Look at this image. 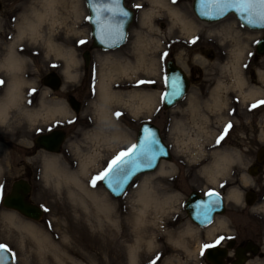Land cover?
<instances>
[{
	"label": "rangeland",
	"instance_id": "rangeland-1",
	"mask_svg": "<svg viewBox=\"0 0 264 264\" xmlns=\"http://www.w3.org/2000/svg\"><path fill=\"white\" fill-rule=\"evenodd\" d=\"M37 1L29 0V10L25 12L28 16H21L23 22L28 17L38 23L33 13L43 12V9ZM125 1L136 12L127 42L120 49L101 51L92 47V31L87 19L90 15L85 0H60L55 5L56 13L39 21L38 36L29 35L35 48L33 85L41 100L53 97L57 94L48 90L42 79L48 74H58L63 78L61 94L66 92L68 98L75 97L83 103L79 114L69 104L67 108L70 111L66 116L71 131L66 152L58 158L67 170L79 171L81 162L93 156L97 158L94 165H90L88 172L81 175L84 181H91L107 168L116 154L136 143L142 124L153 123L160 129L172 153L171 161L161 163L165 165L167 173L158 175L155 171L139 176L119 200L114 199L102 184H98L96 189L107 193L112 204L109 211L111 218L108 219L92 205L90 211H86L79 202L69 197L66 189L57 188L54 183L44 179L41 162L46 156L38 163L34 162V165L41 166L36 168L39 174L36 188L40 194L32 195L44 208L42 219L29 220L0 204V244L12 250L15 257L12 264H153V261L155 264H205V256L201 255L202 246L212 244L220 237L221 218L217 217L213 223L218 224L215 232H207L210 226L192 235L188 231L194 225L184 204L191 192L204 194L209 189H215L220 193L225 180L235 179L239 171L245 173L251 159L247 155L241 159V153L247 152L250 141L255 150L264 146V112L259 116L258 132L241 126L242 119L251 120L247 110L255 103L240 97L232 85L233 76L226 69L235 58V51L243 46L244 76L252 87L261 90V95L254 100L264 97V78L260 79V75H264V57L255 54V46L264 36V31L243 28L234 15L216 23L203 22L193 11L194 0H176L175 3L173 0H160L166 6L156 7V13L147 24L143 20V13L155 9L152 0ZM136 5H142V8L137 10ZM168 7L193 21L195 32H184L181 25L174 22ZM139 37L158 41L149 44L146 53L151 60L155 59L157 72L144 71L130 79L133 83L120 76L114 81V86L124 94L133 91L156 94V109L150 114L142 112L131 116L126 109L110 104L111 120H104L99 112L101 100L97 91V76L100 64L96 57L111 53L127 58ZM193 38H198L195 44L190 43ZM80 40L87 43L79 45ZM56 49L74 54L76 63L72 69L78 74L76 79L65 76L66 61ZM86 51H90L92 56L89 69L82 57ZM162 53L168 54L163 61ZM168 61H175L192 80L186 98L170 110L163 108L160 99ZM141 80L156 83L137 86L135 82ZM126 83L129 85H123ZM219 83L226 84V89L223 86L218 90ZM215 95L226 101L225 106L216 103ZM190 102L197 107L196 111L190 109ZM116 112L123 115L117 119ZM28 120L30 123V117L22 119ZM112 122L129 134L127 141L105 139L106 130L114 129ZM177 122L183 124L187 134L177 132ZM229 122L233 127L217 146L216 140ZM190 137L197 142H190ZM242 143H245L243 148L240 147ZM218 150L231 153L235 159L216 186L208 181L203 169L211 161L210 154ZM149 176L155 195L162 202L161 206L153 201L147 206L138 202L140 186ZM9 213H16L19 220L36 225L55 246L50 244L43 248L29 233L17 230L8 219Z\"/></svg>",
	"mask_w": 264,
	"mask_h": 264
},
{
	"label": "flooded vegetation",
	"instance_id": "flooded-vegetation-1",
	"mask_svg": "<svg viewBox=\"0 0 264 264\" xmlns=\"http://www.w3.org/2000/svg\"><path fill=\"white\" fill-rule=\"evenodd\" d=\"M28 3L29 0H0V79L5 81V84L0 86V185L3 186L0 204L5 208L3 203L6 196L12 193L16 183H20L21 194H25L27 203L44 210L32 195L40 194L36 188L39 177L36 168L41 166L34 165V162L38 163L45 156L59 158L66 152L71 127L68 126L67 116L62 109L68 107L69 98L66 92L61 94L62 88L55 92L47 88L57 95L48 96L46 100H41L39 94L29 91L35 89L32 77L35 48L33 40H29V35L21 34L20 31L26 21L24 19L23 22L21 16H28L25 15L29 10ZM125 5L134 12L135 18V10L127 5L126 1ZM255 54L258 55L256 46ZM90 64L86 65L87 69ZM185 74L191 87L192 80L186 72ZM17 80L23 81L21 97L12 93ZM260 99L264 100V97ZM260 99L253 100L252 103H257ZM78 102L82 108L83 103ZM59 107L61 111H58ZM27 111L38 113L36 118H31L30 123L29 120L22 121L28 119L25 115ZM263 112L264 105L255 109L250 105L247 113L251 120L242 119L241 126L258 132V120ZM53 134L55 140L50 146L59 150L57 153L45 149L42 145L43 137ZM248 144L250 147L246 148L247 152L241 151V159L247 155L251 159L250 166L245 173L239 171L235 179L223 182L220 192L222 214L215 216L213 220L215 223L217 217L221 218L220 237L232 238L225 239L216 246L221 250L222 264H264V146L255 150L252 141ZM244 146L245 143L240 144L241 148ZM191 195L189 194L187 199ZM200 195L203 196V193ZM205 254L207 249L204 252L205 264H210Z\"/></svg>",
	"mask_w": 264,
	"mask_h": 264
},
{
	"label": "bare ground",
	"instance_id": "bare-ground-1",
	"mask_svg": "<svg viewBox=\"0 0 264 264\" xmlns=\"http://www.w3.org/2000/svg\"><path fill=\"white\" fill-rule=\"evenodd\" d=\"M60 0H38L37 2L43 9V12L36 11L33 14L36 18H38V23L35 20L26 18L24 25L20 27L21 34L32 35V37L38 36V24L44 19H47L49 15L56 13L55 5L59 3ZM155 9L148 10L143 13V20L148 24L150 23L152 16L156 13V7L166 6L160 0H152L151 2ZM168 10L173 15L176 23H179L184 32L191 34L195 32V23L189 20L187 17L181 15L176 9H172L168 7ZM78 13V10H77ZM220 22V21H219ZM158 42L156 39L153 41L150 39L144 40L142 38H137L135 42V46L130 49V55L125 58L120 54H103L97 56V62H99V72H98V85L97 91L99 92V98L101 100V105L99 108V112L101 117L104 120H111V114L109 112L108 106L110 104H115L117 106L126 109L131 116H136L139 113L146 112L152 113L157 106V96L153 93H147L142 91H133L129 93H125L122 91H118L115 89L116 85L115 80L120 77H126L129 83H133L130 79L138 76L142 72L148 73H156L157 72V64L155 59L151 60L147 53V46L149 44H153ZM50 45V44H49ZM50 48H53L50 45ZM58 55L61 58H65L66 61V69L65 76L70 79H76L78 74L73 71L74 64L76 63L74 54L71 51H63L61 49H56ZM245 49L243 46L238 47L235 51V58L230 62V64L226 67L229 73L233 76V84L236 88L235 90L239 92L240 97L243 100H254L261 95V90L254 88L249 83V80L244 76L242 61L244 58ZM260 79L264 78V75H260ZM138 82V81H137ZM135 82V83H137ZM28 83V82H27ZM23 85V81L17 80L14 84V91L12 92L14 95L21 97L22 90L21 87ZM129 85V84H123ZM225 87L226 84L219 83L218 90L222 87ZM214 100L217 101L220 106H225L226 101L222 100L220 96L215 95ZM190 109L192 111H196L197 107L190 102ZM68 108V107H67ZM62 109L66 115L70 113L69 109ZM58 111H61L59 107ZM62 111V112H63ZM60 113V112H59ZM27 118H36L37 112H29L25 113ZM114 129L112 131L106 130L105 139L106 140H120L127 141L129 139V134L126 133L121 127H119L115 122H112ZM177 132H182V134H187L186 130H184L183 124L181 122L176 123ZM110 132V133H109ZM103 135V134H102ZM100 136V135H97ZM190 142H197L195 138L190 137ZM179 141V140H178ZM95 157H89L87 160H83L80 164L79 171H71L67 170L65 166H63L58 157L56 156H47L46 159L42 162V173L43 177L46 181L54 183L57 188H64L67 190V194L72 200H75L80 203V205L86 211H90V205H92L96 211L100 213H104L108 219L109 211L112 208V204L108 199V195L105 192H101L96 188H93L90 185V181L86 182L81 178L82 174L88 172V168L90 165H94ZM210 163L204 167L203 171L206 174L208 181L212 185H216L221 176L225 175L231 165V161L235 159L231 153L224 152L221 150L212 152L210 154ZM157 171L158 175H164L167 173V169L165 165H161ZM150 176L147 177L142 186H140V190L138 192V202L142 203L144 206L151 204V202H156L161 206L162 202L159 198L156 197L154 189L152 188ZM215 186V187H216ZM16 213H9L8 219L10 223L17 229L25 233H29L30 236L34 238L38 245L45 248L47 245L52 247L55 246L53 242L50 241L49 237L45 234L41 233L39 229L33 223L25 222L19 220V218L15 215ZM218 229V224L212 225L207 229V232L213 233ZM200 229L198 226L191 227L188 233L193 235L199 233ZM134 259H132V262Z\"/></svg>",
	"mask_w": 264,
	"mask_h": 264
},
{
	"label": "snow or ice",
	"instance_id": "snow-or-ice-1",
	"mask_svg": "<svg viewBox=\"0 0 264 264\" xmlns=\"http://www.w3.org/2000/svg\"><path fill=\"white\" fill-rule=\"evenodd\" d=\"M122 0H113V3L119 5ZM176 0H173L175 3ZM199 3L203 6H213L215 8L216 17L224 18L229 13L235 12L243 16L246 23L251 26L264 27V0H199ZM137 10L142 8V5L135 6ZM96 11V9H93ZM103 13H108L113 16L118 14L127 18L131 15L130 11L126 8L114 9L110 6H105L101 10ZM201 15L206 18H212L207 11H201ZM89 23L92 22L93 17H87ZM125 19H121L119 24L113 26L110 22L108 24L102 23L97 18V25L99 27V36L101 43L106 48H113L118 44L126 40V33L123 31ZM198 38H193L190 43L195 44ZM87 41H78L79 45H85ZM167 53L161 54V60L163 61ZM57 67V65H52ZM164 91L161 93V102L166 105L174 106L175 103L184 95L185 87L182 74L178 73H167L163 77ZM156 81H138L137 86H143L146 84H155ZM5 81L0 79V86H3ZM35 91V89L33 90ZM264 105V100H260L255 104L251 105L252 109L258 106ZM123 114L116 112L115 116L119 119ZM233 125L229 122L223 133L217 138L216 145L219 146L227 137L229 131ZM168 156L166 146L163 145L160 140L158 133L151 127L142 128L141 138L127 149L121 150L116 154L108 163L107 168L102 172L94 176L90 185L96 188L98 184H102L106 187L113 195L121 196L126 195L127 187L133 180V178L141 172L149 169L158 167L159 162L163 158ZM223 187V185H221ZM3 196V186L0 185V197ZM205 199L200 200L193 205L194 218L200 223L207 226L212 219V213L219 207L222 206V197L219 192L215 189H209L203 194ZM225 239H232L230 237H218L217 240L212 244H205L202 246L201 255L204 254V250L211 249L220 245ZM15 257L9 246L0 244V264H12ZM155 264V261H153Z\"/></svg>",
	"mask_w": 264,
	"mask_h": 264
},
{
	"label": "water",
	"instance_id": "water-1",
	"mask_svg": "<svg viewBox=\"0 0 264 264\" xmlns=\"http://www.w3.org/2000/svg\"><path fill=\"white\" fill-rule=\"evenodd\" d=\"M85 2H86L90 16L93 17V20L90 23V26L92 29V35L91 36L93 38V46H92L93 49H100V50H104V51H109V50H114V49H118V48L122 47V45H124L127 41L128 30L131 26V23H133V19H134V14H133L134 12L125 5V0H122L121 4H119V5L113 3V0H85ZM105 6H110V7H113L114 9H119L121 7L126 8L127 10L130 11L131 15L127 18H123L118 14V11H117V14L115 16L108 14V13H103L101 10ZM93 9H96V11H93ZM193 11L195 12L196 16L200 20H202L203 22H207V23H216V22L222 21L225 18H227L229 15L233 14L236 16V19L239 20V22L241 23V25L243 27H246V28L253 30V31H264V27H260V26L254 27V26L247 24L245 18L243 16H241L240 14L235 13V12L229 13L224 18L216 17L215 8L213 6H203L199 3V0L193 1ZM201 11L209 12V14L212 18H206L205 16H202ZM97 18H99V20L102 23L108 24L110 22L113 26L118 25L121 19H125L126 22L123 26V31L126 33V40L120 42L118 44V46H116V47L106 48L101 43V40L98 38L99 27L96 23ZM257 53L260 56H264V37L257 44ZM82 57L84 58L85 63L88 66L91 62V57H92L90 51H86ZM166 69H167V73L182 74L183 80H184V87H185L184 95L175 103L174 106L163 104V106L166 110H170L173 107H175L176 104H179L185 98V96L187 95V92L189 91V88H190V81H189L187 75L185 74V72L183 71V69L181 67L177 66L174 63V61H169L166 65ZM62 79L63 78H61L58 74H48L47 76L44 77L43 84L45 87L50 88L53 91H58L59 89H61ZM68 102H69V106L71 107V109L73 111H75L76 114H78L81 111L80 104L75 97L69 98ZM144 127H151L157 131L160 140L162 141L163 145L166 146V151L168 152V156L166 158H163L162 161L159 162L158 167H156L154 169L145 170V171L141 172L140 174L136 175L133 178V180L131 181V183L129 184V186L127 187V191L129 189V187L133 184V182L139 176H141L143 174L155 172L156 170L159 169L160 164L163 161H171L172 160L171 151H170L169 147L167 146V144L165 143L162 135H160L161 134L160 129L155 124H153V123L142 124L139 128L136 142L138 141V139L141 138L142 128H144ZM54 140H55L54 134L50 135V136L43 137L42 145H44L45 149L57 153L59 150H54L50 146V144L52 142H54ZM104 188H106V187H104ZM21 189H22V185L20 183H16L14 185L12 193L8 194L6 196L3 205L5 206V208H7L9 210H15V211L19 212V214H21L23 217H25L29 220L40 221L44 215L43 209L40 208L39 206L27 203V201L25 200V194H21ZM106 190L116 200H119L125 196V195L116 196V195H113L112 192H110L107 188H106ZM26 191H28V188H26ZM191 194L192 195L190 196V198L184 204V208L187 212V215L191 219V221L193 223H195L194 225H197L199 227H207V226L213 224L214 217L216 215L222 214L221 212L223 210V206L217 208L212 213L211 221L207 224V226H205L204 224L200 223L197 219H195L194 215H193V211H194L193 205H195L200 200L205 199V197L201 196L200 193L197 191H194ZM205 255H206L207 260L210 264H222V261H221L222 253H221V250L219 247H213L211 249H208L207 254H205Z\"/></svg>",
	"mask_w": 264,
	"mask_h": 264
},
{
	"label": "clouds",
	"instance_id": "clouds-1",
	"mask_svg": "<svg viewBox=\"0 0 264 264\" xmlns=\"http://www.w3.org/2000/svg\"><path fill=\"white\" fill-rule=\"evenodd\" d=\"M35 54V53H34ZM34 89H29V91L31 92V93H34L35 91H33ZM237 203H239V201H237Z\"/></svg>",
	"mask_w": 264,
	"mask_h": 264
}]
</instances>
